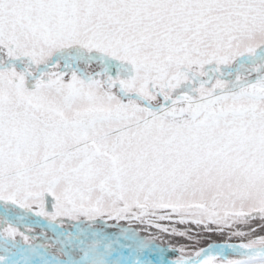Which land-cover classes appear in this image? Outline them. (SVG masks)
Masks as SVG:
<instances>
[{
  "label": "snow or ice",
  "instance_id": "6c2138e0",
  "mask_svg": "<svg viewBox=\"0 0 264 264\" xmlns=\"http://www.w3.org/2000/svg\"><path fill=\"white\" fill-rule=\"evenodd\" d=\"M0 264H264V0H0Z\"/></svg>",
  "mask_w": 264,
  "mask_h": 264
},
{
  "label": "rangeland",
  "instance_id": "374dc122",
  "mask_svg": "<svg viewBox=\"0 0 264 264\" xmlns=\"http://www.w3.org/2000/svg\"><path fill=\"white\" fill-rule=\"evenodd\" d=\"M17 211H19V210H17ZM46 222H47V221H46ZM76 227H77V225H75V224L72 223V222H65V223L63 224V227H62L61 231H62V232H71V231H73ZM81 227H83V228H87V227H89V225H88L87 223H85V224L81 225ZM121 227H125V228H127L128 225L122 223V224H121ZM44 230H45V232H46V237H47V238L45 239V241L43 242V244L46 245L47 248H48V251L51 252L52 249H53V246L50 245L48 242H49L50 240H53V239H58V237L54 236V233H53L52 229L48 226V222H47V227L44 228L43 231H44ZM104 230H105V231H108V232H111V233H113V234H119L118 228L112 226L111 224L105 226ZM30 235H32V236H34V237H43V235H42V231H39V230H37V229H36V230H35V229H31ZM39 240L42 242V239H38V240H36L35 242L38 243ZM41 242H40V243H41ZM209 242H223V241L221 240L220 237L213 236V237L210 238Z\"/></svg>",
  "mask_w": 264,
  "mask_h": 264
},
{
  "label": "flooded vegetation",
  "instance_id": "af4514ba",
  "mask_svg": "<svg viewBox=\"0 0 264 264\" xmlns=\"http://www.w3.org/2000/svg\"><path fill=\"white\" fill-rule=\"evenodd\" d=\"M30 225L32 226L31 229H37L39 231H42L43 237H46V232L45 230L43 231L44 228L47 227V222L44 221L42 218H36L32 217L31 220L29 221ZM23 230V229H22ZM45 239H42V242L39 240L38 243H43Z\"/></svg>",
  "mask_w": 264,
  "mask_h": 264
}]
</instances>
